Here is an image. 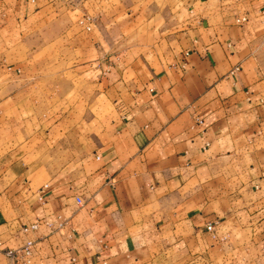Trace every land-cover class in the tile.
<instances>
[{"label": "crops", "instance_id": "obj_1", "mask_svg": "<svg viewBox=\"0 0 264 264\" xmlns=\"http://www.w3.org/2000/svg\"><path fill=\"white\" fill-rule=\"evenodd\" d=\"M263 43L264 0H0V264H264Z\"/></svg>", "mask_w": 264, "mask_h": 264}, {"label": "built area", "instance_id": "obj_2", "mask_svg": "<svg viewBox=\"0 0 264 264\" xmlns=\"http://www.w3.org/2000/svg\"><path fill=\"white\" fill-rule=\"evenodd\" d=\"M89 19V18H87ZM247 20L245 16L238 17L236 19L237 22L243 23ZM198 123L201 124L202 121L198 120ZM45 224L55 227V228H63L66 225V222L64 220H60V218H57L56 220H50L45 222ZM38 223H33L27 226H23L22 231L24 233L27 232H33L38 229ZM216 222L215 221H209L206 223V230L210 232L213 236L214 230H215ZM4 256L9 259L10 264H31L32 259L34 257L35 253V242L33 240H27L24 245L13 248V249H4L2 250Z\"/></svg>", "mask_w": 264, "mask_h": 264}, {"label": "rangeland", "instance_id": "obj_3", "mask_svg": "<svg viewBox=\"0 0 264 264\" xmlns=\"http://www.w3.org/2000/svg\"><path fill=\"white\" fill-rule=\"evenodd\" d=\"M64 50H65L64 47L55 46V47H52L51 49H47L46 51H43L42 55L43 56L47 55V58H46L47 62L43 63L42 66H41V69H40L43 72V74H44L43 79H42V82H43L42 85L45 84L46 87H49V85H51V83L52 84L55 83V80L51 79V77H50L51 72H59V71L65 69V64L63 62L58 63V57L63 56V54H64L63 51ZM50 56L52 57L51 59H50ZM261 56L263 57V60H264V43H263ZM49 60H53V62H49ZM60 81L61 80L59 79V83H61ZM61 86H63V85L60 84L59 87H61ZM46 93H47L46 94L47 97L51 96V95L48 94L49 93L48 90H47Z\"/></svg>", "mask_w": 264, "mask_h": 264}]
</instances>
